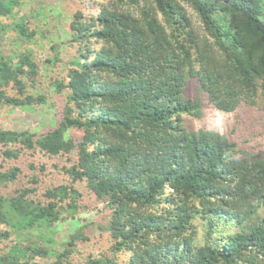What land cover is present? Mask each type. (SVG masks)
<instances>
[{"label":"trees","instance_id":"1","mask_svg":"<svg viewBox=\"0 0 264 264\" xmlns=\"http://www.w3.org/2000/svg\"><path fill=\"white\" fill-rule=\"evenodd\" d=\"M25 3L0 0V18L13 21L0 27V107L45 101L29 93L32 55L11 52L33 36L15 18ZM70 31L78 50L55 82L61 119L38 135L0 129V187L20 180L5 165L23 151L74 155L70 184L32 199L34 176L0 195V240H13L0 264H75L84 235L60 250L55 224L80 210L77 182L107 211L108 248L82 264H264V155L183 120L201 119L205 96L236 117L256 108L264 125V0H110L96 16L77 11Z\"/></svg>","mask_w":264,"mask_h":264},{"label":"rangeland","instance_id":"2","mask_svg":"<svg viewBox=\"0 0 264 264\" xmlns=\"http://www.w3.org/2000/svg\"><path fill=\"white\" fill-rule=\"evenodd\" d=\"M26 1L27 3L21 8H15V18L25 17L27 29L33 36L30 40L18 41V46H11L14 48L11 52L26 51L32 55L38 71L29 93L34 97L42 96L45 101L43 104H34L25 109L0 107V129L29 131L38 135L55 127L61 119L66 104V92L58 91L55 82L66 81L70 63L78 50V45L72 41L70 31L73 15L80 11L85 17L96 16L101 7L107 5L110 0ZM124 7L126 8L127 5ZM0 22L3 23L0 27L13 23L10 18H0ZM6 34L14 36L15 32L10 28ZM8 43L9 41L1 43L7 51ZM100 46L92 41L91 47L99 48ZM188 92L192 94V97L195 96V91L192 89L190 91L187 89V94ZM202 104L201 119L183 117L187 129H206L229 135L239 147H246L252 153L264 155V125L258 118L260 116L258 109H251L250 112L239 111L236 117L234 113L227 114L214 109L205 96H202ZM252 125L255 126L254 131L250 130ZM70 134L76 138L81 135L77 131H71ZM244 143L246 144L242 146L241 144ZM74 157V155L70 158L49 157L38 151L33 154L21 152L17 161L5 165V169L10 166L20 168V180L16 184L0 187V195H5L16 187L30 188V180L35 176L38 184L33 185L36 190L32 199H43V194L48 188L70 184L64 167L72 165ZM74 185L81 195L79 206L81 204L82 209L80 208L72 216L64 213V220L55 224L58 242L56 247H60L61 250V243L68 242L71 236L82 232L84 239L77 240L71 254L75 264H82L88 255H96L99 251H106L108 248L107 235L100 229L106 224L107 211L102 203L88 193L85 183L77 182ZM1 229L8 230L6 227ZM24 239L23 237L20 239L22 243ZM12 243L11 237L5 241L0 240V256ZM37 262H45V260L38 259Z\"/></svg>","mask_w":264,"mask_h":264}]
</instances>
